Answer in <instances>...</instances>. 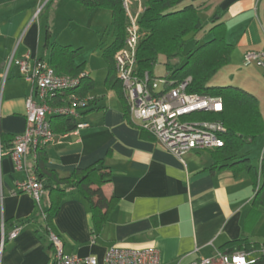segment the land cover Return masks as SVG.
<instances>
[{"label": "crops", "instance_id": "obj_1", "mask_svg": "<svg viewBox=\"0 0 264 264\" xmlns=\"http://www.w3.org/2000/svg\"><path fill=\"white\" fill-rule=\"evenodd\" d=\"M53 1L34 18L42 0H0L3 134L16 136L23 132L24 102L31 90L19 68L14 63L7 67V62L10 58L25 59L29 69L40 61L49 66L48 44L57 42L53 39L54 21L64 2ZM185 3H205L207 8L199 13L202 22L224 25V39L233 48L225 67L242 65L248 51L264 53V0ZM255 67L252 71L264 73L261 67ZM242 89L256 98L264 122V108L257 98L260 95ZM92 90L88 96L97 99L96 105L77 120L86 126L55 134L46 146V167L61 178H68L76 169L103 166L109 176L101 191L107 199H113V205L106 222L97 229L88 203L68 191L52 218L63 254L94 256L101 262L111 248L155 249L161 264H191L211 258L225 244L239 239L250 244L264 242V211L252 216L254 186L246 171L235 175L232 170L219 167L212 154L214 149L191 150L179 160L142 129L137 120L125 116L122 102L112 90L105 89V94L96 96ZM258 138L244 144L238 153L246 155L251 164L249 154L253 151L246 145H254ZM260 139L255 152L262 155L264 135ZM26 167L16 170L9 154L0 158V225L4 223L9 231L19 228L13 239L6 240L1 264H46L53 257L43 218L34 201L30 195L17 191V183L32 174V161ZM40 205L45 210L47 200L41 199Z\"/></svg>", "mask_w": 264, "mask_h": 264}, {"label": "trees", "instance_id": "obj_2", "mask_svg": "<svg viewBox=\"0 0 264 264\" xmlns=\"http://www.w3.org/2000/svg\"><path fill=\"white\" fill-rule=\"evenodd\" d=\"M53 0H48L49 5ZM89 12L103 9L110 14L109 32L112 42L102 50V57L106 63L107 71L104 78L106 90H112L121 100L125 116L129 118L128 106L123 99L121 83L116 77L114 55L122 48L125 38L126 16L121 0H75ZM143 11L138 17L140 41L136 52V73L138 76L148 73L153 77V68L160 57L165 60L164 66L169 80L176 83L190 78L186 92L209 97H219L222 101L220 112H194L183 117L191 122H219L224 128L222 135L224 145L212 152L219 167L228 168L237 175L246 171L253 182L254 195L252 200V216L256 217L264 211V149L259 165H252L246 155H239V150L246 143H253L256 138L264 135V122L259 105L254 96L243 89L232 86H209L212 76L230 61L232 46L224 39L225 27L222 23H214L205 33L211 38L200 42L196 35L203 31L204 23L199 13L207 8L205 3L191 4L185 0H142ZM47 35L49 31L47 30ZM193 41V48L189 49L183 61L173 63L181 58L185 45ZM48 65L56 74L79 78L78 85L64 94L66 104L71 103L70 95L76 99L89 98L88 94L94 88L93 81L84 71V64H76L75 55L82 49H72L57 42H49ZM96 98H90L86 106L77 108L79 118L83 117L96 105ZM57 99L50 102L56 106ZM24 117V116H23ZM77 120L71 116L50 115L49 126L52 133L65 134L76 130ZM25 121V120H24ZM14 135L0 132L1 157L9 154L13 149ZM35 158L32 161L31 173L42 184L43 198L47 200L44 231L55 232L52 218L56 214L61 201L68 195V191L81 196L90 209L91 219L97 229H100L107 219V214L113 205V199H107L101 187L106 183L109 172L99 164L91 165L85 169H76L68 178L59 177L53 170L46 167V147L35 149ZM40 217V216H39ZM3 224L4 236L8 233L7 226ZM57 234V233H56ZM6 240H4L5 244ZM50 248L52 249V245ZM236 248L248 252V258L253 259L252 264H264V253L258 250L264 248L261 244H250L246 239H239L227 243L223 251ZM221 250V251H222ZM256 250V252H254ZM1 264V262H0Z\"/></svg>", "mask_w": 264, "mask_h": 264}, {"label": "built area", "instance_id": "obj_3", "mask_svg": "<svg viewBox=\"0 0 264 264\" xmlns=\"http://www.w3.org/2000/svg\"><path fill=\"white\" fill-rule=\"evenodd\" d=\"M126 16L125 38L122 48L114 55L116 77L121 83L123 99L127 103L129 115L140 123L164 149L181 160L182 156L191 150H213L224 145L222 135L225 128L219 122H191L183 117L194 112H220L222 101L219 97H209L187 93L186 88L190 78L176 83L167 76L160 80L144 73L138 76L136 69V52L140 41L138 16L143 11L140 0H121ZM48 0H42L34 18L45 7ZM138 4L134 12L132 6ZM14 63L26 82L30 84V94L24 102L25 127L21 134L14 136L13 149L9 153L14 168L18 171L26 170L28 154L35 158V149L46 147L55 135L49 126V116H71L80 119L77 108L86 106L90 98L76 99L70 95L71 103L66 104L64 94L78 85L79 78L59 75L42 61L36 62L33 69H29L25 59L10 58L7 67ZM244 66L257 65L264 70V53L248 51L243 55ZM159 83L162 87L159 88ZM58 100L59 104L50 106V102ZM84 123H77L76 130L85 127ZM1 158V153H0ZM17 191L31 196L36 208L44 219L41 209L43 197L42 184L33 174L17 183ZM19 228L10 230L6 236L3 224L0 225V259L4 250V240L13 239ZM48 240L52 245L53 257L46 264H161L159 254L155 249L133 250L111 248L106 251L102 261L94 256L79 257L65 255L62 252L61 239L57 234L48 230ZM264 253L260 248L258 253ZM248 252L232 249L230 251H216L208 259H202L191 264H252Z\"/></svg>", "mask_w": 264, "mask_h": 264}, {"label": "rangeland", "instance_id": "obj_4", "mask_svg": "<svg viewBox=\"0 0 264 264\" xmlns=\"http://www.w3.org/2000/svg\"><path fill=\"white\" fill-rule=\"evenodd\" d=\"M63 4L58 7V14L54 21L53 39L65 45H71L72 49L81 48L82 50L75 55L77 64H84L85 72H89L95 82V87L92 90V95L105 94L103 80L106 75L107 66L102 57V50L106 48L113 40L112 34L109 32L110 14L108 11L98 9L95 12H89L79 5L75 0H63ZM142 1V0H140ZM188 1V0H187ZM55 0L53 1V3ZM143 2H141L142 5ZM143 6V5H142ZM138 4L134 3L132 10L135 12ZM140 15V14H139ZM139 17V16H138ZM212 26V24H204L203 31L196 35L200 42H205L211 38V34L204 33ZM193 41H188L184 48L183 56L173 63L183 61L185 53L193 48ZM165 60L160 57L157 64L153 68V77L157 80L162 79L167 75ZM243 65V66H242ZM232 67L221 68L209 80V86H232L237 88L248 89L256 93L261 107L264 108V73L263 71H252L254 64L248 69L244 64ZM257 66V65H256ZM257 68V67H255ZM162 85L159 83V88ZM262 140L260 137L254 145H246L253 152H250L249 157L252 164L257 166L261 152L257 148ZM264 220V218L262 219ZM264 223V221H263Z\"/></svg>", "mask_w": 264, "mask_h": 264}]
</instances>
